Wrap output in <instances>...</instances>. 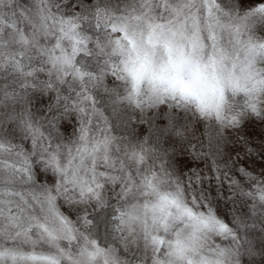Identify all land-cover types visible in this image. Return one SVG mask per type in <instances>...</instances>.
I'll return each instance as SVG.
<instances>
[{
  "label": "snow or ice",
  "instance_id": "6c2138e0",
  "mask_svg": "<svg viewBox=\"0 0 264 264\" xmlns=\"http://www.w3.org/2000/svg\"><path fill=\"white\" fill-rule=\"evenodd\" d=\"M0 264H264V0H0Z\"/></svg>",
  "mask_w": 264,
  "mask_h": 264
}]
</instances>
